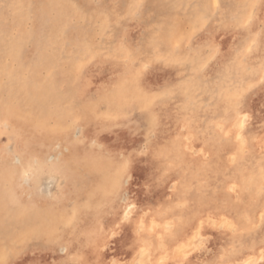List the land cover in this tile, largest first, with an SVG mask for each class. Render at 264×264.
I'll return each instance as SVG.
<instances>
[{
  "label": "rangeland",
  "instance_id": "rangeland-1",
  "mask_svg": "<svg viewBox=\"0 0 264 264\" xmlns=\"http://www.w3.org/2000/svg\"><path fill=\"white\" fill-rule=\"evenodd\" d=\"M216 1L0 0V169L71 165L0 177V264H264V0Z\"/></svg>",
  "mask_w": 264,
  "mask_h": 264
},
{
  "label": "bare ground",
  "instance_id": "bare-ground-1",
  "mask_svg": "<svg viewBox=\"0 0 264 264\" xmlns=\"http://www.w3.org/2000/svg\"><path fill=\"white\" fill-rule=\"evenodd\" d=\"M219 2V3H218ZM218 2L216 1V3L219 4L220 6V1L218 0ZM218 6V5H217ZM216 6V7H217ZM205 14V13H203ZM238 62V61H237ZM41 70V69H40ZM42 74V73H41ZM99 84V83H98ZM95 86V85H94ZM125 89V88H124ZM129 89V88H127ZM135 91V90H134ZM142 92V91H141ZM125 93V92H123ZM128 94V93H127ZM154 95V94H153ZM138 96H140V91H138ZM153 97V96H152ZM131 99V97H129ZM137 100L139 99V97H136ZM142 98V97H141ZM146 101L149 99L147 97H145ZM151 100V99H149ZM119 101V100H118ZM152 101V100H151ZM148 102V105L150 104V102ZM89 102V101H88ZM145 103V102H144ZM143 103V104H144ZM118 104V103H117ZM119 105V104H118ZM147 105V106H148ZM61 106V105H60ZM151 106V105H150ZM147 108V107H146ZM24 111V112H23ZM116 111V110H115ZM15 114L19 117L18 121L15 122V125L14 127L12 126L11 128L8 127L9 123L8 122H3L1 123V125L3 126L4 129L6 130H12L14 132H16L15 135L19 137H26V133L25 132L26 130L24 129V124H22L23 122H28L30 117L32 118V116H27V112L26 110H21L20 108H15L14 110ZM75 112V111H74ZM56 113V112H55ZM104 113V112H103ZM116 113V112H115ZM149 113V112H148ZM151 114V113H150ZM75 115V114H74ZM105 115V114H104ZM106 116V115H105ZM151 116V115H149ZM153 116V115H152ZM241 117V116H240ZM153 118V117H152ZM2 119V118H0ZM25 119V120H24ZM149 119L151 120V117H149ZM154 119V118H153ZM152 119V121H153ZM3 120V119H2ZM1 120V121H2ZM7 120V119H6ZM144 120V119H143ZM148 120V119H147ZM8 121V120H7ZM150 121V122H152ZM13 123V122H12ZM149 124V121L147 122ZM154 124V121L153 123ZM242 124V123H241ZM150 125V124H149ZM155 126V125H154ZM66 127V126H65ZM153 127V126H152ZM242 127V126H241ZM2 128V127H1ZM150 129V128H149ZM63 130V129H62ZM61 130V131H62ZM50 131L54 134H57V137L54 139V142L53 144L55 146H60L62 143L61 141L62 140V137L59 133V129L57 127H50ZM33 135V134H32ZM50 135V134H49ZM36 137V134L34 135ZM33 136V137H34ZM39 135H37L38 137ZM51 136V135H50ZM66 136L67 137H70V139L72 140V143H76V138L73 134L72 131H68L66 132ZM65 137V136H64ZM40 139V138H39ZM37 140V139H36ZM51 140V139H50ZM39 141V140H38ZM37 142V141H36ZM78 143V142H77ZM49 145H52L49 143ZM48 145V146H49ZM66 151H70L69 150V147L67 146H63ZM7 148V147H6ZM11 148V146H10ZM47 148V146L45 147ZM90 150V149H89ZM64 150L62 149H59L56 154L57 155H60L61 153H63ZM41 153L42 151L41 150H37L35 147H31V152L28 153V154H23V155H17V157L11 161L10 164H4L3 167L0 169V177H2L3 179H5L8 183H9V186L7 187V190H6V196H11L13 194H15L19 189H24L26 188L27 186H30V183H31V179L34 178V177H38L39 175H41L42 173L44 172H51V171H55L57 172L58 174H62V175H66L69 171V168H71V165L70 164H66L64 163V161L60 160L59 161V158H58V161H55L53 160V154L52 153H48L45 157H41ZM71 154V152H68ZM66 153V154H68ZM65 154V155H66ZM73 154H76L73 153ZM73 154H72V157H73ZM68 156V155H67ZM71 157V156H70ZM70 160H72L73 162L76 160L75 158H72ZM76 157V156H75ZM69 158V156H68ZM71 162V161H70ZM12 163L13 164H16L15 167L12 166ZM72 163V162H71ZM77 165V164H76ZM125 165V164H124ZM76 167V166H74ZM15 169V170H14ZM123 172V169L121 170L120 168H118L116 170V176L114 177L115 179H120L121 178V174ZM124 173V172H123ZM49 174V173H48ZM123 175V174H122ZM47 182V181H46ZM51 181H48L47 183L45 184H42L41 181L38 182V184H36V189H37V194H35V196L31 197L30 199V202L32 205H35L38 201H40V192L38 193L39 190H41L42 188L46 189L49 193H51V191L49 190L48 186H49V183ZM57 195L56 196H52L51 198L53 199L54 198V204L56 205H60L62 202V200L60 201V197L58 194L60 193H64V188L63 190H59L56 192ZM30 196H31V193H29ZM132 200V199H130ZM64 203V202H63ZM129 203V202H128ZM132 203V202H131ZM53 205V204H52ZM102 205V204H101ZM50 206V205H49ZM50 212V209H48V207H44V213H48ZM69 221V220H68ZM65 246H60V249H64ZM63 253V252H62ZM120 263V262H119Z\"/></svg>",
  "mask_w": 264,
  "mask_h": 264
}]
</instances>
